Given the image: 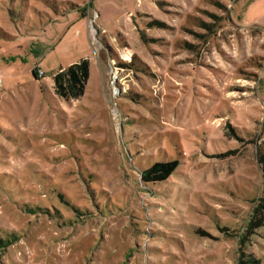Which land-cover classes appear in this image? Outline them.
I'll use <instances>...</instances> for the list:
<instances>
[{"label":"rangeland","instance_id":"374dc122","mask_svg":"<svg viewBox=\"0 0 264 264\" xmlns=\"http://www.w3.org/2000/svg\"><path fill=\"white\" fill-rule=\"evenodd\" d=\"M263 14L0 0V264H264V33L241 23ZM84 59V94L61 100L54 74Z\"/></svg>","mask_w":264,"mask_h":264},{"label":"trees","instance_id":"16d2710c","mask_svg":"<svg viewBox=\"0 0 264 264\" xmlns=\"http://www.w3.org/2000/svg\"><path fill=\"white\" fill-rule=\"evenodd\" d=\"M84 17V15H82ZM89 62L87 59L82 60L77 64L69 65L66 69H60L53 76V85L55 94L60 97L61 100H78L82 97L85 90L86 81L89 79ZM37 70L32 71L33 79L36 80ZM178 163L173 161L155 163L149 169L140 172V179L145 187L151 184L165 182L171 174L177 169ZM262 202L261 205L254 208L251 227H259L262 225ZM7 244H0L2 247H6Z\"/></svg>","mask_w":264,"mask_h":264},{"label":"crops","instance_id":"0c3cea01","mask_svg":"<svg viewBox=\"0 0 264 264\" xmlns=\"http://www.w3.org/2000/svg\"><path fill=\"white\" fill-rule=\"evenodd\" d=\"M244 16H245V14H244ZM241 23L244 27H249V28L259 27V28H261V31H263V33H264V14L258 18H255L253 21H246L243 19V20H241Z\"/></svg>","mask_w":264,"mask_h":264},{"label":"built area","instance_id":"2783aa9c","mask_svg":"<svg viewBox=\"0 0 264 264\" xmlns=\"http://www.w3.org/2000/svg\"><path fill=\"white\" fill-rule=\"evenodd\" d=\"M97 14L95 13V12H93L92 14H91V18H88V22H90L91 21V23H95V20L97 19ZM39 72V71H38ZM39 75H41L42 73L41 72H39L38 73ZM0 82H1V79H0Z\"/></svg>","mask_w":264,"mask_h":264}]
</instances>
